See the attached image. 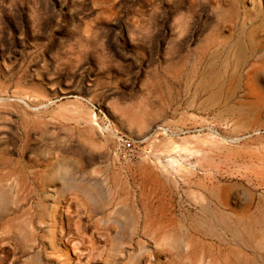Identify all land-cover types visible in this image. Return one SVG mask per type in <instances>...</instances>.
<instances>
[{
  "label": "rangeland",
  "instance_id": "rangeland-1",
  "mask_svg": "<svg viewBox=\"0 0 264 264\" xmlns=\"http://www.w3.org/2000/svg\"><path fill=\"white\" fill-rule=\"evenodd\" d=\"M0 264H264V0H0Z\"/></svg>",
  "mask_w": 264,
  "mask_h": 264
},
{
  "label": "bare ground",
  "instance_id": "bare-ground-1",
  "mask_svg": "<svg viewBox=\"0 0 264 264\" xmlns=\"http://www.w3.org/2000/svg\"><path fill=\"white\" fill-rule=\"evenodd\" d=\"M98 125V124H97ZM246 230V229H245ZM245 230H243L242 232H241V234L240 233H237V232H232V237H233V239H234V241H235V243H236V246L238 247V249H240L241 251L244 249V250H247L246 249V247H244L243 245H242V241H243V239H244V237H245V234H246V232H245ZM228 235V234H227ZM225 238V237H224ZM240 239H241V243H240ZM226 240V239H225ZM240 254V253H239Z\"/></svg>",
  "mask_w": 264,
  "mask_h": 264
},
{
  "label": "built area",
  "instance_id": "built-area-1",
  "mask_svg": "<svg viewBox=\"0 0 264 264\" xmlns=\"http://www.w3.org/2000/svg\"><path fill=\"white\" fill-rule=\"evenodd\" d=\"M133 146V143L129 142V141H125L124 143V147H126V149H131Z\"/></svg>",
  "mask_w": 264,
  "mask_h": 264
}]
</instances>
